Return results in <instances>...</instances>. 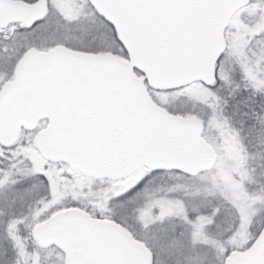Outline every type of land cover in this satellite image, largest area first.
Listing matches in <instances>:
<instances>
[{"label":"snow or ice","instance_id":"6c2138e0","mask_svg":"<svg viewBox=\"0 0 264 264\" xmlns=\"http://www.w3.org/2000/svg\"><path fill=\"white\" fill-rule=\"evenodd\" d=\"M0 264H264V0H0Z\"/></svg>","mask_w":264,"mask_h":264}]
</instances>
